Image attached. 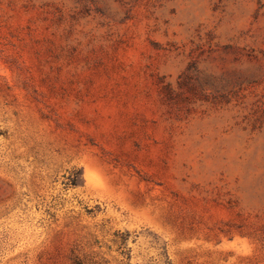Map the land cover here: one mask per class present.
Segmentation results:
<instances>
[{
	"label": "rangeland",
	"instance_id": "1",
	"mask_svg": "<svg viewBox=\"0 0 264 264\" xmlns=\"http://www.w3.org/2000/svg\"><path fill=\"white\" fill-rule=\"evenodd\" d=\"M0 264H264V0H0Z\"/></svg>",
	"mask_w": 264,
	"mask_h": 264
}]
</instances>
